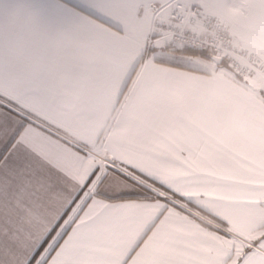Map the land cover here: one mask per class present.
Wrapping results in <instances>:
<instances>
[{
    "label": "crops",
    "instance_id": "crops-1",
    "mask_svg": "<svg viewBox=\"0 0 264 264\" xmlns=\"http://www.w3.org/2000/svg\"><path fill=\"white\" fill-rule=\"evenodd\" d=\"M175 1L204 6L237 44L264 56L253 29L262 0H0V90L14 85L76 139L149 160L219 159L231 191L210 195L199 215L243 222L245 191L264 184L260 77L243 81L213 56L173 48L165 25Z\"/></svg>",
    "mask_w": 264,
    "mask_h": 264
},
{
    "label": "snow or ice",
    "instance_id": "snow-or-ice-1",
    "mask_svg": "<svg viewBox=\"0 0 264 264\" xmlns=\"http://www.w3.org/2000/svg\"><path fill=\"white\" fill-rule=\"evenodd\" d=\"M224 169L76 139L6 85L0 264H264V184L245 191L243 222L199 215L210 195L231 191Z\"/></svg>",
    "mask_w": 264,
    "mask_h": 264
},
{
    "label": "built area",
    "instance_id": "built-area-1",
    "mask_svg": "<svg viewBox=\"0 0 264 264\" xmlns=\"http://www.w3.org/2000/svg\"><path fill=\"white\" fill-rule=\"evenodd\" d=\"M190 24H197L199 30H190ZM165 31L173 48L220 58L243 81L260 75L264 67L261 55L237 44L229 24L220 17L208 15L202 5L173 2Z\"/></svg>",
    "mask_w": 264,
    "mask_h": 264
},
{
    "label": "rangeland",
    "instance_id": "rangeland-1",
    "mask_svg": "<svg viewBox=\"0 0 264 264\" xmlns=\"http://www.w3.org/2000/svg\"><path fill=\"white\" fill-rule=\"evenodd\" d=\"M263 2H262V4H263V7H261V10H259L258 11V14L260 15V14H262V11L264 12V0H262ZM259 2V1H258ZM248 10H250V7H249V9ZM245 11H247V8H245ZM241 14H242V12H241ZM250 14V13H249ZM252 17H254V16H239V18L243 21V22H245V21H249ZM249 23V22H248ZM254 28V30L256 31V32H258L259 33V38H261V40L264 42V16H259V20L256 22V24L253 26ZM172 51V49L171 48H168V49H164V53H166V52H171ZM152 53H155V50L153 49L152 50ZM169 54V53H168ZM171 54V53H170ZM260 54V53H259ZM261 55V57H262V59H263V63H264V56L262 55V54H260ZM148 57V56H147ZM224 68H225V66H224ZM264 67H263V69L261 70V74L260 75H258L260 78V89H261V91H263L264 92ZM261 75H263L262 77H261ZM104 138H105V135L103 136Z\"/></svg>",
    "mask_w": 264,
    "mask_h": 264
},
{
    "label": "trees",
    "instance_id": "trees-1",
    "mask_svg": "<svg viewBox=\"0 0 264 264\" xmlns=\"http://www.w3.org/2000/svg\"><path fill=\"white\" fill-rule=\"evenodd\" d=\"M177 51L182 52V53H186V54L200 56V57L212 58L211 55L203 53V52H196V51H191L188 49H177ZM223 64H225V63H223Z\"/></svg>",
    "mask_w": 264,
    "mask_h": 264
},
{
    "label": "water",
    "instance_id": "water-1",
    "mask_svg": "<svg viewBox=\"0 0 264 264\" xmlns=\"http://www.w3.org/2000/svg\"><path fill=\"white\" fill-rule=\"evenodd\" d=\"M213 59H214L216 62H218L219 64H222V62H223L220 58H217V57H214Z\"/></svg>",
    "mask_w": 264,
    "mask_h": 264
}]
</instances>
